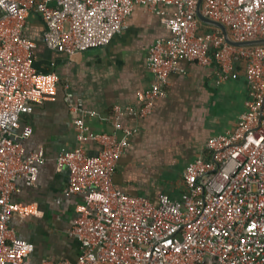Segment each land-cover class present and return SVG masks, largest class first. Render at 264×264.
Listing matches in <instances>:
<instances>
[{"label": "built area", "instance_id": "1", "mask_svg": "<svg viewBox=\"0 0 264 264\" xmlns=\"http://www.w3.org/2000/svg\"><path fill=\"white\" fill-rule=\"evenodd\" d=\"M138 5L167 16L172 35L149 48L154 83L139 93L142 107L136 114L152 111L179 70V59L215 67L222 78L242 63L247 108L233 129L213 136L206 153L188 163L181 197L161 193L154 204L113 182L135 130L123 129L126 137L120 139L92 131L86 118L94 113L77 99L72 109L79 115V145L62 149L57 161L69 173L65 194L85 199L70 230L81 254L76 262L40 264H264V44H231L221 29L203 30L197 15L200 7L234 42L262 40L264 0H0V264H32L27 255L33 245L11 226L12 197L17 177L36 180L46 157L42 150L26 152L22 140L31 135L30 127L20 135L16 131L21 116L53 98L59 83L57 73L35 68L37 43L25 32L30 14L43 21L48 49L73 56L109 44ZM90 140L101 146L97 155L86 152Z\"/></svg>", "mask_w": 264, "mask_h": 264}, {"label": "crops", "instance_id": "2", "mask_svg": "<svg viewBox=\"0 0 264 264\" xmlns=\"http://www.w3.org/2000/svg\"><path fill=\"white\" fill-rule=\"evenodd\" d=\"M167 18L138 5L109 44L68 56L45 46L43 21L30 14L25 32L37 43L35 68L59 77L57 94L24 113L16 131L20 135L30 127L31 135L22 140L26 152L42 150L46 157L36 180L17 177L12 197L16 211L11 226L18 238L33 245L27 255L32 264L76 262L81 254L70 230L85 199L82 194H65L69 173L57 161L62 149L79 145L75 129L79 115L72 109L77 99L94 113L86 118L92 131L120 139L126 137L123 129L135 130L118 159L113 182L124 193L145 196L154 204L161 193L181 197L182 172L188 163L206 153L213 136L233 129L246 110L249 92L242 63L222 78L215 67L179 59V70L170 75L152 111L136 114L142 107L139 93L154 83L147 66L149 48L157 39L172 35ZM202 23L203 30L214 27ZM84 146L88 155L101 149L93 140Z\"/></svg>", "mask_w": 264, "mask_h": 264}, {"label": "water", "instance_id": "3", "mask_svg": "<svg viewBox=\"0 0 264 264\" xmlns=\"http://www.w3.org/2000/svg\"><path fill=\"white\" fill-rule=\"evenodd\" d=\"M200 2H201V0H200ZM199 6H200V5H199ZM197 15H198V18H199L202 22L207 23V24H209V25H212V26H214V27H217V28L221 29L222 32L224 33L225 37H226V40H227L229 43H231V44H234V45H237V46H239V45H250V44H264V39H262V40H257V41H252V42H247V43H237V42H234V41L231 40V38L229 37L226 27H225L222 23H220V22L213 21V20H211V19H208V18L204 17V16L202 15L201 11H200V7H199V9H198V14H197Z\"/></svg>", "mask_w": 264, "mask_h": 264}, {"label": "trees", "instance_id": "4", "mask_svg": "<svg viewBox=\"0 0 264 264\" xmlns=\"http://www.w3.org/2000/svg\"><path fill=\"white\" fill-rule=\"evenodd\" d=\"M206 25V24H205ZM208 26V25H207ZM211 27V26H210ZM211 29H214V27H211Z\"/></svg>", "mask_w": 264, "mask_h": 264}]
</instances>
